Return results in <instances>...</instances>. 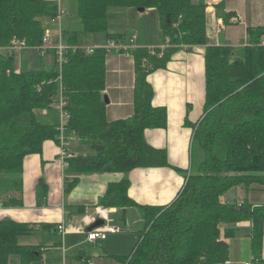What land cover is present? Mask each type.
<instances>
[{"label": "trees", "instance_id": "obj_1", "mask_svg": "<svg viewBox=\"0 0 264 264\" xmlns=\"http://www.w3.org/2000/svg\"><path fill=\"white\" fill-rule=\"evenodd\" d=\"M74 6L79 23L73 30L63 27L68 49L61 60L52 50L48 66L22 65L18 71L16 54L0 56V193L21 191L24 159L41 155L47 141L59 143L60 121L45 122L37 112L59 114L61 102L65 137L89 149L69 160L66 172L76 177L67 180L66 192L75 188L79 175L172 167L167 151L152 147L145 137L146 130L168 125L167 109L152 103L148 76L165 69L181 47L206 46L205 108L191 126V169L176 198L163 206L137 204L128 195V178L108 186L100 205L137 207L143 221L132 251L112 258L119 264H226L228 241L247 230L252 261L264 262V203L248 198L252 186L264 187V47L259 46L264 26L248 28L249 44L237 49L209 43L203 0H74ZM59 7L56 1L0 0V46L13 39L40 46L46 28L57 30L49 22ZM127 8L155 10L167 47L129 50L135 60L134 113L109 121L104 100L108 52L97 47L86 54L80 47L90 35L125 42L124 34L110 32L109 13ZM232 16L222 18L228 23ZM238 188L245 191L242 200L236 198ZM33 230L26 223L0 221V264L12 257L21 264L39 262L38 247L20 244Z\"/></svg>", "mask_w": 264, "mask_h": 264}, {"label": "crops", "instance_id": "obj_2", "mask_svg": "<svg viewBox=\"0 0 264 264\" xmlns=\"http://www.w3.org/2000/svg\"><path fill=\"white\" fill-rule=\"evenodd\" d=\"M47 1L58 2L62 10L74 6V0ZM203 1L207 5V32L211 45L237 49L245 47L249 44L247 29L264 26V0ZM220 4L222 9L216 10ZM111 14L112 11L109 13V26ZM115 14H121L122 17L129 19V22L118 32L110 27L111 33L124 34L127 43L134 37V48L166 49L167 45L155 10L140 11L127 8L115 10ZM224 14H233L228 23L222 18ZM67 17L68 14L63 20V27L73 30L79 22L77 19L68 20ZM150 24L153 31L150 30ZM220 28L221 31L218 32ZM110 42L113 41H106L105 36L94 35L85 46L105 47ZM205 50L206 46L181 47L172 56L165 69L157 70L148 76V82L154 90L152 103L155 107L167 109L168 125L163 129L146 130L145 137L152 147L167 151L169 164L173 168H138L127 175L122 173L79 175L75 188L66 192L67 180L70 181L76 176L68 174L58 160L59 144L56 141H47L41 155H28L24 159L22 190L0 193V221H16L34 227L30 235L20 238V244L36 246L40 249V260L35 264H63V249L68 252L78 250L84 245L85 248L81 250L77 263L95 264L86 252L90 245L99 243L104 248L102 261L111 259L112 264H119L112 256L127 255L131 252L123 254L130 248L132 250L139 238V232L143 229L141 214L137 207L108 209L100 205L111 183L128 178L129 197L143 206H163L170 204L176 198L185 182V174L192 165L191 126L200 121L204 114ZM51 61V54L42 58L35 49H30L17 55L16 64L18 69L22 65L29 69H40L48 66ZM134 90L135 60L131 52L117 50L108 52L104 97L108 98L106 114L109 121L129 119L133 115ZM37 115L45 122L54 124L60 121L59 114L54 109L38 111ZM69 141L68 149L73 155L89 153V149L80 147L74 138ZM41 182L42 188L39 187ZM252 187L250 193L264 192L262 186ZM238 189L236 198L239 199L241 194ZM40 190L45 191L43 196H40ZM248 198L254 203H264V200L256 201V198L252 200L250 194ZM98 220L104 221L105 225L95 229L109 225L119 228L120 232L110 233L104 240L88 243L86 234ZM60 225L64 226L63 235L58 230ZM241 226L247 227L248 224ZM241 232L247 236L246 240L250 239L247 230ZM235 239L228 241L230 257ZM82 243L84 245H81ZM121 250L124 251L121 253ZM10 261L11 264H21L18 257H13ZM246 262L250 261L246 260L241 264ZM226 264H232V261L229 260Z\"/></svg>", "mask_w": 264, "mask_h": 264}, {"label": "built area", "instance_id": "obj_3", "mask_svg": "<svg viewBox=\"0 0 264 264\" xmlns=\"http://www.w3.org/2000/svg\"><path fill=\"white\" fill-rule=\"evenodd\" d=\"M66 17L65 12L59 7L58 14L55 18L51 19L49 23L56 25L57 30L54 31L50 28H46L43 42L40 46L30 47L26 44L25 41L19 39H13L9 46H0V56L16 54L20 55L25 50L35 49L40 57H46L50 51L56 50L60 60L62 59L63 53L68 46L63 42L62 39V31H63V20ZM221 31V28L218 32ZM57 37L58 42L54 43V39ZM135 46V38H131L130 41L127 42H110L104 48L107 52L112 50L117 51H129L130 49H134ZM259 46L264 47V36L261 38L259 42ZM86 54H91L97 47H89V46H81L80 47ZM19 71V69H18ZM63 102L56 106L59 110V130H60V139H59V154L58 160L61 162L63 168L67 169L69 167V160L74 157V155L70 152L69 145L70 141L65 137V123L67 121V115L63 111ZM59 232L64 234V226H58ZM120 229L114 226H105L102 229H94L86 234V241L88 243H93L99 239L104 240L107 238V235L112 233H119ZM63 264L65 263V258L63 260ZM89 264H92L89 262ZM245 264H254L252 261L246 262Z\"/></svg>", "mask_w": 264, "mask_h": 264}, {"label": "rangeland", "instance_id": "obj_4", "mask_svg": "<svg viewBox=\"0 0 264 264\" xmlns=\"http://www.w3.org/2000/svg\"><path fill=\"white\" fill-rule=\"evenodd\" d=\"M68 1V0H65ZM67 6V5H65ZM62 9V8H61ZM66 14H68L67 19H77L76 14H75V6H73V8H67L65 7V10H63ZM115 10H112V14L110 16V27L115 30V31H120L122 27L126 26V24L129 22V19H126L124 16L122 17L121 14L118 15H114ZM114 17V19L112 18ZM152 18V17H150ZM152 20V19H150ZM150 23H152V21H150ZM150 30L153 31L154 29L152 28V25L150 24ZM125 33L128 34V32L125 30ZM93 35H90L88 37H86V40L89 43L90 42V38ZM98 36H104L102 34H99ZM52 62V61H51ZM254 188L259 187L258 185L253 186ZM252 187V188H253ZM240 192V200L244 199L245 197V191L243 188H239L238 189ZM234 194V193H233ZM250 197L252 198V200H254L256 198V201H263L264 200V192L263 193H258V192H249ZM248 194V196H249ZM247 236H245L243 234V232H239L236 239L233 241L232 244V254L230 257V260L232 261V264H241L242 262L249 260L252 261L253 259V255H252V250L251 248V241L246 240ZM81 245H84V243H82ZM85 248L84 246H80L78 248V250H71L68 251L63 249L62 252V257L65 258V263L66 264H78L77 262L79 261V255L81 253V250ZM124 250H121V253ZM126 251V250H125ZM131 250V248L129 250H127V252H123V254H127L129 253ZM87 255L94 261L95 264H112V260L111 259H104L102 261L101 256L104 253V248L102 247V245L96 244V245H90L89 249L87 250ZM60 254V252H59ZM13 258V257H12ZM11 258V259H12ZM110 262V263H109ZM254 264H264V262H259V261H252ZM11 264V261L10 263ZM14 264V263H13Z\"/></svg>", "mask_w": 264, "mask_h": 264}, {"label": "water", "instance_id": "obj_5", "mask_svg": "<svg viewBox=\"0 0 264 264\" xmlns=\"http://www.w3.org/2000/svg\"><path fill=\"white\" fill-rule=\"evenodd\" d=\"M140 11H144V9H139ZM104 100H105V103L106 104H108V98L105 96L104 97ZM103 225H105V222L104 221H102V220H98L97 222H95L94 224H93V226L91 227V231L93 230V229H95V228H97V227H101V226H103Z\"/></svg>", "mask_w": 264, "mask_h": 264}]
</instances>
